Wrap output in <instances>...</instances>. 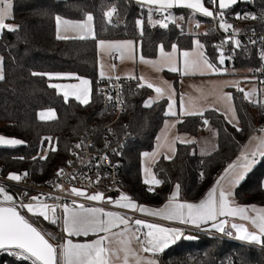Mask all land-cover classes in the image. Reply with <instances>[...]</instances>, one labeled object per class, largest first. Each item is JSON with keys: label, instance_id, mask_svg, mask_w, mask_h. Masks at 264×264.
Segmentation results:
<instances>
[{"label": "trees", "instance_id": "16d2710c", "mask_svg": "<svg viewBox=\"0 0 264 264\" xmlns=\"http://www.w3.org/2000/svg\"><path fill=\"white\" fill-rule=\"evenodd\" d=\"M210 0H206L208 2ZM13 19L19 25L16 32L5 30L0 36V56L4 57L5 79L0 81V135L24 141L17 146H0V169L4 176L26 172L36 180L53 176L64 166L73 140L84 135L93 124L99 122L100 99L97 92L99 66L97 45L100 40L139 41L141 54L154 58L162 44L165 50L172 45L190 48L195 37L204 44L205 55L217 63L218 37L208 26L204 34H184L190 12L175 10L173 17H183L178 26L172 21L167 28L155 24L153 12L149 17L146 6L132 0H14ZM242 1L233 5L236 9ZM253 5L264 7V0H254ZM117 8L115 24L106 22L104 13ZM84 13L94 16V37L86 39H57L55 16L73 21L83 20ZM144 20L143 35L135 21ZM199 19V18H198ZM201 19V18H200ZM233 70H251L257 65L253 53L239 52L235 60L226 59ZM39 73L40 75H33ZM46 73L70 74L91 83V100L83 105L76 100H65L53 87ZM169 76L177 74L168 73ZM256 77V76H255ZM263 90L261 105L245 100L243 93L235 92L234 104L242 131H236L218 111L209 110L202 117H186L178 130L198 136L205 130L203 120L217 135V149L211 154L200 155L196 144H177L174 158L160 159L154 172L162 184L150 187L142 176V154L153 149L155 140L166 119L167 100L161 99L144 107L153 90L143 87L131 92L128 112L124 117L129 125L130 137L123 158L124 180L121 192L141 204L160 205L168 200L178 183L182 197L197 200L214 184L221 171L239 154L257 124L264 125V81L257 77ZM53 110L57 117L41 120V111ZM45 137H51L55 151L49 150L47 159L40 152L49 145ZM23 157V159H21ZM35 157V159H34ZM201 173L203 175L201 176ZM264 158L237 186L235 195L242 205L264 206ZM152 191H149V189ZM34 225L54 245L61 239L59 226L25 213ZM189 237V236H187ZM182 239L165 254L168 264H264V249L235 241L208 237L205 234ZM0 264H32L31 260H15L13 254L0 253Z\"/></svg>", "mask_w": 264, "mask_h": 264}, {"label": "snow or ice", "instance_id": "6c2138e0", "mask_svg": "<svg viewBox=\"0 0 264 264\" xmlns=\"http://www.w3.org/2000/svg\"><path fill=\"white\" fill-rule=\"evenodd\" d=\"M141 5L148 7L149 17L153 11L164 13L167 9L173 7H185L188 9H194L196 12L202 13L205 17H218L219 28L225 33L232 31L233 35L226 37L221 45H216L218 56V64L223 65L226 57L223 50V45L231 42L233 44V51L242 47L241 41L235 39V36L239 34V30L234 29L233 25L228 23L224 19V9L229 8L231 5H236L239 0H210L219 11L210 10L205 7L202 0H137ZM248 2H254V0H248ZM157 6L153 8L151 6ZM12 0H0V36L7 30L8 32H16L19 29V25H13L6 23L8 19H13L12 15ZM114 13H117L116 7H111L104 15L106 22L111 24ZM85 18L79 21H73L61 17L55 16V22L57 26V39H69L66 35H60L61 31L68 32H80L82 35L80 39H85L88 36L93 35L94 16L91 13H84ZM237 19H257L255 15L236 13ZM166 20H172L175 22V17L171 13L165 16ZM183 19V17H180ZM264 19V17H261ZM137 27L143 35L144 20L138 18L135 21ZM155 24H159L163 28H167L168 24L163 20L155 21ZM199 27V24H197ZM254 31V30H253ZM261 42L264 43V37L261 38ZM250 43L255 45L256 40H250ZM99 48L102 52L112 56L113 53L118 55L114 56L115 59L120 61L137 59V46L136 42L132 40L108 42L104 40L99 41ZM176 45L171 46V51L166 52L164 46H159V52L161 61L157 64L154 61L147 60L143 55H139L138 59L140 63L151 64L152 67L157 70H161L167 66L172 72L178 71L179 57H182V64L184 74L190 72L199 71L201 74L213 73L219 74L224 69L217 67L212 63L205 55L204 45L199 39L195 41V48L192 51L184 50L179 53ZM261 60L264 61V49L259 52ZM229 56L227 59H231ZM115 65H109V70L114 71ZM33 75H40L39 73H32ZM50 79L53 76L57 78L61 74L46 73ZM100 77H105L103 68L100 71ZM109 80L115 78L121 79L119 75L108 76ZM126 79H133L144 81L143 75L137 77L132 73L125 75ZM5 79L4 74V57L0 56V81ZM79 79V78H77ZM165 86H155L152 82L147 83L148 89H153L156 96L148 99L144 102V107H151L157 99L164 98L167 95L169 101L167 111L165 115L177 117L176 111H174L175 100L173 99L174 89L171 84L166 81L163 82ZM90 81L88 79H80L79 83L72 85L61 86L59 84H51L53 88H68L70 91H63L65 100L69 95H74L75 99L81 104L87 105L90 102L91 89L89 87ZM140 88L145 87L144 83H138ZM224 86L236 87L237 90L244 94V98L249 100L250 103H257L252 97L256 94V89L251 91H245L239 87V81H226ZM108 101H113V97L107 95ZM183 100V97H182ZM216 102H223L226 111L223 113L230 118L228 123L236 128V131H242L239 127V118L236 115V110L233 105V97L231 93H225L220 90L216 96ZM191 105L190 108H184L183 103L181 105V116L188 115H200L203 116V112L207 109L197 108L195 102L189 99ZM211 110L219 111L214 105L210 106ZM41 120L54 119L55 113L52 110L41 111L39 113ZM177 123L183 121L180 117H177ZM205 125L208 124L207 119L203 120ZM175 125L166 126L165 132L161 137H158V147L166 148L170 153L165 155L166 159H172L175 154V143L179 141L183 144L195 143V139L188 136H175L171 140L168 138V127H174ZM264 131V128L261 129ZM45 140L49 142L51 147V137H45ZM253 141L258 143L253 144ZM25 142L16 138H6L0 135V146H17L24 144ZM83 141L75 145V148L82 147ZM251 146H245L244 151L237 157L235 161L229 163L223 170V173L217 179L215 186L208 192L207 197L201 200L199 203L180 202L178 200L180 185H175V191L169 197L167 203L159 208H150L147 206L138 205L132 201L131 197L122 194L119 200L112 201V198H108V202L114 203L123 209H130L132 211H139L152 217H160L168 221H178L182 224H190L196 228H200L201 225L210 224L212 229H215L219 233H223L227 236H233L235 230V239L247 242L249 244L257 245L264 249V207H257L256 205H236L233 197V187L238 185L245 179L247 173L253 168V166L261 159L264 158V138L253 136L249 142ZM55 151V148L52 149ZM145 158H151L155 162V158L158 155L157 152L142 154ZM41 159H47V156L40 157ZM23 159V157H21ZM35 159V157H34ZM103 161L107 162L108 157L104 155ZM71 164V161L68 162ZM99 167V164L97 165ZM144 171L151 175L150 169L145 168ZM64 174L63 169H58L56 175L60 177ZM28 173L16 174L10 173L8 179L12 181H21L26 177ZM203 173H201V176ZM71 179H76L75 176H71ZM100 177L97 176L96 183H99ZM227 181V184H225ZM151 182L155 185L163 183L160 179H157L155 175H152ZM145 184L149 183L147 177L144 180ZM58 189H63L62 184H57ZM264 187V182H262ZM149 191H152L150 188ZM72 195L76 197H84L88 201H103L105 200L102 192L94 194H88L82 189L72 187L70 189ZM0 195L3 196V201L0 202V249L16 248L22 250V254H27L24 258L32 261V264H158L154 258L157 253H162L171 244L181 239L184 234L179 228L164 227L157 223L147 222L141 219L132 220L131 217L123 215L115 211H105L103 207H85L84 204H77L76 200H73L71 205L65 203L63 205L55 204L49 205L41 200L40 196L30 197V201H36L37 203H24L21 200L18 204L14 200V197L6 191L4 186H0ZM26 195V194H25ZM43 195V194H41ZM54 200L60 199L59 197H46ZM57 208L62 210V217L56 215ZM26 210V213L35 217H42L45 221L50 223L62 224V230L66 234V239L59 245H53L45 238V235L30 222L26 215H22L20 210ZM254 213L250 215L249 213ZM230 219L233 221L230 223ZM248 222L255 230H249V227L245 223L235 222L236 220ZM130 222L131 225L130 226ZM121 226H123L121 228ZM134 227V230H133ZM119 229V231H114ZM146 229L147 231H142ZM103 233V235H100ZM89 234H95L97 239L91 242L76 243L73 242L71 237L76 236H88ZM187 239H193V237H185ZM135 241L138 244V248L132 246V242ZM140 253H150L151 257L142 256Z\"/></svg>", "mask_w": 264, "mask_h": 264}, {"label": "built area", "instance_id": "2783aa9c", "mask_svg": "<svg viewBox=\"0 0 264 264\" xmlns=\"http://www.w3.org/2000/svg\"><path fill=\"white\" fill-rule=\"evenodd\" d=\"M66 1V0H58ZM148 8V7H147ZM156 8V7H154ZM224 19L233 25L234 29L239 30V34L235 36V39L241 41L242 47L233 51V44L231 42L223 45L225 57L231 56V61L235 60L236 55L239 52H245L246 54L253 53L256 57L257 65L251 70L252 74L258 77L259 80L264 81V61L261 60L259 52L264 49V43L261 42V38L264 37V7L254 6L253 2L242 1L236 9L231 6L224 9ZM171 13L172 16L175 13L174 9H167L162 14L158 11H153V20H163L170 25L172 20H166L165 16ZM249 14L255 15L257 19H237L235 14ZM193 18V17H192ZM191 18L187 20L186 29L184 34L187 36L204 34L210 26L213 32L218 37L216 45H221V42L228 36H232L231 30L225 33L219 28V18H202L195 25L189 26ZM117 22L116 15L114 13L112 23ZM199 24V27H197ZM188 25V26H187ZM254 30V31H253ZM256 40L255 45L250 43V40ZM217 49V48H216ZM113 55V61H116ZM139 82L136 80H125L115 78L111 80H100L97 83V92L100 99V116L99 122L92 125L84 135L72 141L69 152L64 163V166L60 169L64 170V174L57 177L56 173L53 176L46 177L43 180H36L30 174L24 177L21 181H12L8 179V176L3 175V171L0 169V186H4L8 194L14 197V200L18 204L21 200L24 203L36 201H30V197L40 196L41 200L49 205H63L65 203L71 205L73 200L77 201V204H84L85 207H103L105 211H115L123 215L135 219H141L151 223H157L162 226H168L173 228H179L183 231L184 238L187 236H193L197 234H205L208 237H217L222 240L235 241L243 244L252 245L261 248L257 245L241 242L235 239L233 236H227L215 232L212 228H196L190 224L182 223H169L155 218L142 215L138 211H130L127 209H121L115 207L108 202V198H112V201L117 200L121 195V185L124 180L123 174V158L125 150L129 144L130 135L126 130L129 129V125L124 121V117L127 114L128 99L127 97L131 92H137ZM113 97V101L107 100V95ZM259 126V128H258ZM257 130L264 128V125L258 124ZM83 141L82 147L77 149L75 145ZM107 155V162L103 161L102 157ZM71 161V164L68 162ZM99 164V167L97 165ZM26 172L18 173L23 174ZM71 176H75L76 179H71ZM97 176L100 177L99 183H96ZM57 184H62L63 189H58ZM76 187L84 190L88 194H94L102 192L105 200L103 201H88L84 197H76L71 194L70 189ZM26 194V195H25ZM43 194V195H41ZM46 197H59L60 199L54 200ZM3 201V196L0 195V202ZM20 210V209H18ZM21 214H25L26 210H20ZM62 210L57 208L56 215L62 217ZM61 222H57L53 225L60 226ZM131 224V222H130ZM142 231H147L143 229ZM183 238V239H184ZM12 253L15 260H23L26 254H22L21 250L6 251ZM163 264H168L165 261V254L161 256ZM28 260V259H27ZM195 264V262H192Z\"/></svg>", "mask_w": 264, "mask_h": 264}, {"label": "rangeland", "instance_id": "374dc122", "mask_svg": "<svg viewBox=\"0 0 264 264\" xmlns=\"http://www.w3.org/2000/svg\"><path fill=\"white\" fill-rule=\"evenodd\" d=\"M240 1H248V0H240ZM202 3L204 4L205 7H208L210 10L219 11V9L216 8L212 3H210V1L206 2V0H202ZM231 6H233V5H231ZM231 6H229V7H231ZM195 13L205 17L202 13H199V12H195ZM206 18H212V17H206ZM174 23H176L178 26H181L183 24V21H182V19H180V17H177L175 19ZM13 25H15V24H13ZM93 36H94V34H93ZM197 39L200 40V38L195 37L193 39L194 45H192L190 48H187V49L182 48L179 45L175 44L177 46V49L179 50L178 56H179L180 51L182 52V50L183 51L184 50H188V51L194 50L195 41ZM115 41H121V40H115ZM115 41H108V42H115ZM132 41L136 42V40H132ZM201 43H202V41H201ZM139 50H141L140 43H139ZM165 51H171V49L165 50ZM204 51H205V49H204ZM140 55H142L141 51H140ZM97 56H98L99 75H100V71L102 68H103L105 74H110L113 77H115L116 75H119L118 72H122V70L124 69L130 73L132 72L134 75H136V73L139 72L140 74L144 75L145 77L148 76L149 78H151V81L153 83H155L154 86H165L163 83L165 81L168 84H171L172 88L174 89L173 99L176 102L174 105V111H176L177 117H180L181 120H184L186 117H191L188 115L181 116V105H182V103H183L184 108H190L191 107V105L189 103V99H191L192 101L195 102V105L197 108L207 109L203 112V115L207 111L211 110L210 106H212V105H214L215 108L219 109L218 112H220L222 115H224L223 113L226 111L224 103L223 102H220V103L216 102V96L219 94L221 89L225 93H231L232 94L233 105L235 107L234 94H235V92H239V91L237 90L236 87L224 86V82H226V81H239V87L243 88L246 92L251 91L253 88H255L256 94L254 97H252V99L257 101V103H252V104H254V105H261L262 104L263 90H262L261 85L257 81V77L252 76L250 74L249 70H240V71L233 70L231 67L226 65V62L223 65H219L218 62L215 63L209 59L212 63L216 64L217 67L224 69V71L219 73V74H213V73L201 74L199 71L190 72L189 74H184V70L182 71V69L181 70L179 69L177 72H173L174 74H177V75H174V76L172 75V76H169V78H168L163 73V70H157L156 68L152 67L151 64L140 63L138 57L135 61L128 60L126 67L122 68L119 66V63H118L117 65H115L116 66L115 70L110 71L109 65H113V62L111 60V56L102 52L100 48L98 50ZM145 58H147V57H145ZM156 58H157V56L154 58H148V60L154 61L157 64H159L161 60L157 61L158 59H156ZM180 60H181V57H179V64H180ZM116 62H114V63H116ZM123 79H126V78H123ZM127 80L132 81L133 79H127ZM243 96H244V94H243ZM152 97H153V94L150 95V98H152ZM182 97H183V100H182ZM161 99L167 100V106L171 102L168 100L167 95H165V97L161 98ZM245 100H247V99H245ZM247 101L249 102V100H247ZM166 111H167V109H166ZM236 115H237V112H236ZM192 116H194V115H192ZM195 116H197V115H195ZM177 117L166 115V119L164 122H166V124H174L175 125L174 126L175 132L178 134L179 130H177V129H178L179 123L176 122ZM224 117L228 121V119L230 118V114L228 116L224 115ZM237 117H238V115H237ZM169 126H171V125H169ZM240 126H241V123L239 120V127ZM257 126H258V124H257ZM207 127H209L207 129V132L213 131L211 133H213L216 136V138L213 139V137H211V135H210L206 138H203L201 140V144H205L207 149H208L206 153L211 154V153H213L212 152L213 150H209V148L211 149L213 142H214V144H216V142L218 140H217V135H216L215 131L210 128V125ZM258 128H259V126H258ZM171 129H173V127H168L167 130H171ZM263 132L264 131H261V130L259 132L257 131V133H263ZM169 134H170V132L167 131L168 136H169ZM52 148H54V145L51 143V147H49V145H48L47 147H45L44 149L41 150L40 156L41 157L46 156L48 154L49 150ZM202 151H203V148L201 147V152ZM148 153H150V151ZM156 163L157 162H153V160L151 158H145L144 156H142V176H143L144 180L147 177V179L149 180L148 185L150 187L156 186L155 184H153L151 182L152 175H155L154 165ZM145 168L150 169L151 175L144 171ZM117 200H119V198ZM113 205L117 208H120L118 205H115V204H113Z\"/></svg>", "mask_w": 264, "mask_h": 264}, {"label": "crops", "instance_id": "0c3cea01", "mask_svg": "<svg viewBox=\"0 0 264 264\" xmlns=\"http://www.w3.org/2000/svg\"><path fill=\"white\" fill-rule=\"evenodd\" d=\"M132 1H134L135 3H137V4H140V3H138L137 2V0H132ZM14 2V0H12V3ZM14 4V3H13ZM141 5V4H140ZM144 6V5H143ZM147 7V6H146ZM151 7H157V6H155V5H153V6H151ZM172 9H174V10H183V11H186V12H190V17L188 18V19H190L191 18V20H190V22H189V26H193V25H195L196 24V22H198L199 20H201L202 18H204V19H206V17H203V16H201V15H199V14H197V13H195L196 11L194 10V9H188V8H185V7H179V6H176V7H173ZM12 15H13V7H12ZM193 17V18H192ZM199 18V19H198ZM201 18V19H200ZM6 23H9V24H12L11 22H10V19H8L7 21H6ZM187 25V26H188ZM56 34H58L57 33V26H56ZM60 35H66V36H68L69 37V39H80L79 38V36L80 35H82V33H80V32H74V31H68V32H64V31H61L60 33H59ZM93 34H94V25H93ZM94 36L93 35H91V36H88L87 38H93ZM86 39V38H85ZM121 41H126V40H121ZM193 45H194V43H193ZM136 46H137V53H138V55H137V57H139V55H140V50H139V41H136ZM98 50H99V42H98V45H97V55H98ZM183 51V50H182ZM166 52H170V51H166ZM181 52V51H180ZM114 54H116V53H114ZM116 55H118V54H116ZM112 57V56H111ZM145 58V57H144ZM145 59H147L148 60V58H145ZM156 59H158L157 61H160L161 60V56H160V52H159V54H157V58ZM112 60V59H111ZM127 61L128 60H124V61H120V60H117V62L116 63H114L113 61V64L114 65H117L118 63H119V66L120 67H122V68H124V67H126L127 66ZM227 65V64H226ZM177 67H178V70L180 69H182V71H183V64H182V57H181V60H180V64L178 63V65H177ZM161 70H163V73L169 78V74L168 73H173L172 71H170L169 69H168V67L167 66H165V67H163ZM128 73H130V72H128V71H126V70H122V72H118V74L121 76V78L123 79L124 77H125V75L126 74H128ZM132 73V72H131ZM133 74V73H132ZM142 74H140L139 72H137L136 73V76L137 77H139V76H141ZM108 76H110V74H105V77L104 78H101L100 77V75H99V78L100 79H103V80H106V79H108L107 77ZM144 76V75H143ZM145 77V76H144ZM50 79V78H49ZM51 80V83L50 84H59V85H61V86H64V85H72V84H77V83H79V81H80V79H77V77H75L74 75H70V74H61L60 75V77L59 78H57L56 76H53V78H51L50 79ZM136 81H138L139 83H144L145 84V87H147L146 85H147V83L148 82H152L151 81V78H149L148 76H146L145 77V80L144 81H139L138 79L136 80ZM153 83V82H152ZM154 85H155V83H153ZM89 87H90V89H91V94H92V87H91V83H90V85H89ZM155 87V86H154ZM59 94H61L62 95V97H64L63 96V91H70V89H68V88H62V89H58V88H54ZM151 90H153V97H155L156 96V93H155V91H154V88L153 89H151ZM152 97V98H153ZM69 99H73V100H76L75 99V96L74 95H69V97L67 98V100H69ZM90 100H91V95H90ZM161 100V98L160 99H157L156 100V102L157 101H160ZM77 102H79L78 100H76ZM80 103V102H79ZM53 111V110H52ZM54 113H56L55 111H54ZM195 116V115H194ZM197 116H200V115H197ZM57 117V114H55V118ZM196 117V116H195ZM54 118V119H55ZM46 120H52V119H46ZM208 121V120H207ZM169 125H173V124H166V122H164L163 123V125H162V127H161V129H160V131H159V133H158V135H157V137H155L156 138V140H155V143H154V147H153V149H152V151H150V153H153V152H157L158 153V155L156 156V158H155V162H158L160 159H166L165 158V155H168V154H170V153H168L167 152V149L166 148H161V147H158V143H162V141H158V137H161L162 136V134L164 133V131H165V128H166V126H169ZM207 126H209V122H208V124L207 125H205L204 124V128H205V130L203 131V132H201L198 136H192V135H190V134H187V133H181V132H179L178 131V134L175 132V128L173 127V129H171V130H167V131H169L170 132V134H169V136H168V138L171 140L173 137H175V136H177V135H179V136H181V137H183V136H188V137H192V138H194L195 139V143H192V144H196V149H197V152L200 154V155H208V154H210V153H206L207 152V147H206V145L205 144H201V140L203 139V138H206V137H208V136H210L211 135V137H213V139L214 138H216V136L213 134V133H211V132H213V131H211V132H207V129L209 128V127H207ZM178 130V129H177ZM259 132V131H258ZM253 136H256V137H262V138H264V132L263 133H257V131L255 132V134H252L251 135V137L248 139V141L246 142V144L243 146V148L240 150V152H239V154L235 157V159L233 160V161H235L236 159H237V157L241 154V152L242 151H244V149H245V146H251V145H249V142H250V140H251V138L253 137ZM180 142L179 141H177L176 143H175V145H174V147H175V153H176V150H177V144H179ZM253 144H255V143H258V141H253L252 142ZM180 144H183V143H180ZM201 147L203 148V151L201 152ZM216 149H217V142H216V144H214V142H213V144H212V146H211V149L209 148V150H213L212 152H214V151H216ZM143 156V155H142ZM174 156H175V154H174ZM174 156H173V158H174ZM262 159V158H261ZM260 159V160H261ZM167 160H169V159H167ZM260 160L253 166V168L247 173V175L246 176H248V174L254 169V167L260 162ZM232 161V162H233ZM227 167V166H226ZM225 167V168H226ZM224 168V169H225ZM223 169V170H224ZM223 170L221 171V173H220V175L223 173ZM219 175V176H220ZM219 176L217 177V179L219 178ZM246 176H245V178H246ZM217 179L215 180V182H214V184L210 187V189L208 190V191H206V193L204 194V196L203 197H201V198H199V199H197V200H187V199H184L183 197H182V192H181V190H180V192H179V196H178V200L180 201V202H189V203H199L201 200H203V199H205L206 197H207V194H208V192L215 186V183H216V181H217ZM243 181V180H242ZM241 181V182H242ZM240 182V183H241ZM239 183V184H240ZM225 184H227V181H225ZM238 184V185H239ZM238 185H236V186H234L233 187V189H232V191H233V197H232V199L235 201V204L236 205H241V206H244V205H242L240 202H239V200L237 199V197H236V195H235V190H236V188H237V186ZM175 191V186L173 187V189H172V191H171V194L173 193ZM171 194H170V196H171ZM169 196V197H170ZM169 199V198H168ZM133 201V200H132ZM168 201V200H167ZM167 201H165L164 203H162V204H160V205H150V204H141V203H137L136 201H134L135 203H137L138 205H142V206H147V207H150V208H159V207H162L165 203H167ZM257 206V205H256ZM257 207H264V206H257ZM127 210H130V209H127ZM130 211H132V210H130ZM139 212V211H138ZM142 215H145V216H148V215H146V214H143V213H141ZM250 215H254V213H249ZM63 215V214H62ZM148 217H150V218H155V219H158V220H162V221H165V222H169V223H180V222H178V221H168V220H164L163 218H160V217H152V216H148ZM231 222H233L231 219H230V223ZM235 222H241V223H245L246 224V226L247 227H249V230H255L252 226H251V224L250 223H248V222H244V221H239L238 219L235 221ZM130 226H132L131 224H130ZM123 226H121V228H122ZM164 227H168V226H164ZM59 228H60V231H61V239H60V241H58V242H56L54 245H59V244H61V243H63L64 242V240L66 239V234H65V232L62 230V224L60 223V226H59ZM173 228V227H172ZM204 228H211V225L210 224H204V225H201V227H200V229H204ZM133 230H134V227H133ZM215 232H217L215 229H213ZM114 231H119V229H115ZM233 231V235H234V237H235V230H232ZM219 233V232H218ZM220 234H222V233H220ZM100 235H103V233H101ZM98 238V236L97 235H95V234H89L88 236H79V237H76V236H73V237H71V239L73 240V242H76V243H84V242H91V241H93V240H95V239H97ZM184 238V236L181 238V239H179V240H177L175 243H173V244H171L168 248H166L162 253H157L156 255H155V259L157 260V262H158V264H163V261H162V259H161V256L163 255V254H166V252H168L169 250H170V248H173V247H175L182 239ZM238 240V239H237ZM238 241H240V240H238ZM241 242H244V241H241ZM247 243V242H246ZM132 246L134 247V248H138V244L135 242V241H133L132 242ZM142 256H146V257H151L152 256V254H150V253H140Z\"/></svg>", "mask_w": 264, "mask_h": 264}, {"label": "water", "instance_id": "95a60500", "mask_svg": "<svg viewBox=\"0 0 264 264\" xmlns=\"http://www.w3.org/2000/svg\"><path fill=\"white\" fill-rule=\"evenodd\" d=\"M43 234V233H42ZM45 238H46V236H45ZM47 239V238H46ZM50 242V241H49ZM51 243V242H50ZM12 250H19V249H16V248H6V249H0V253L1 252H6V251H12ZM22 251V250H21ZM27 255V254H26Z\"/></svg>", "mask_w": 264, "mask_h": 264}, {"label": "bare ground", "instance_id": "6f19581e", "mask_svg": "<svg viewBox=\"0 0 264 264\" xmlns=\"http://www.w3.org/2000/svg\"><path fill=\"white\" fill-rule=\"evenodd\" d=\"M113 55H116V54H113ZM112 55V56H113ZM111 59H112V57H111ZM118 59H116V61H117ZM112 61H113V59H112ZM116 61H113V62H116ZM106 80H109V79H106ZM125 80H127V79H125ZM138 82V81H137ZM128 99V98H127ZM128 105H129V102H128ZM127 112H128V108H127ZM123 168V167H122Z\"/></svg>", "mask_w": 264, "mask_h": 264}]
</instances>
